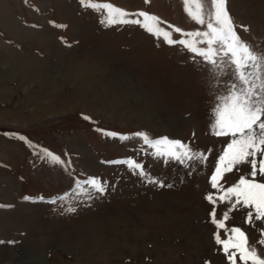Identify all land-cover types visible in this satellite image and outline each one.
Masks as SVG:
<instances>
[{
	"label": "rangeland",
	"instance_id": "rangeland-1",
	"mask_svg": "<svg viewBox=\"0 0 264 264\" xmlns=\"http://www.w3.org/2000/svg\"><path fill=\"white\" fill-rule=\"evenodd\" d=\"M95 2L154 14L169 31L202 27L182 0ZM227 7L235 23L248 28H237L242 39L264 52V0H227ZM100 19L80 0H0V87L14 91L0 98V264H229L214 238L217 231L222 239L227 234L210 213L215 208L222 219L235 198L220 201L224 192L212 188L210 177L231 137L214 134L218 93L207 66L138 25L105 27ZM172 38L181 36L173 31ZM218 87L223 91V80ZM137 131L180 140L207 160L190 167L165 163L139 138L122 142L103 134ZM6 133L23 135L33 146ZM40 148L71 167L39 159ZM126 157L174 186H154L125 165L106 163ZM250 170L239 166L220 184L226 190ZM88 176L110 185L103 197L74 202L75 212L48 202L71 194L75 181ZM246 216L238 206L225 225L241 227L255 244L264 222L253 227ZM29 252L40 260L29 263Z\"/></svg>",
	"mask_w": 264,
	"mask_h": 264
},
{
	"label": "snow or ice",
	"instance_id": "snow-or-ice-1",
	"mask_svg": "<svg viewBox=\"0 0 264 264\" xmlns=\"http://www.w3.org/2000/svg\"><path fill=\"white\" fill-rule=\"evenodd\" d=\"M185 13L196 24L202 26L193 31H184L174 27L180 39H173V31L161 27V20L146 11L130 13L110 2H95V0H80L85 8H91L101 14L100 23L105 27L138 25L148 33L162 37L169 45H179L193 54L194 62L207 66L210 76L209 84L215 86L214 134L216 136L231 137L230 142L218 156L214 172L210 177L212 188L223 191L220 201L231 204L222 219H217L215 208L210 213L211 222L217 229H224L226 239L221 238L219 231L214 238L217 245H222V251L227 256L229 264H264V229H260V237L253 244L248 234L238 226L226 227L229 212L238 206L247 210L246 223L255 226V222H264V182L257 177L264 178V52H258L243 40L237 28L248 31L247 26L237 25L230 15L227 0H182ZM66 27V25H56ZM199 58V61L196 58ZM227 78V79H225ZM224 81L223 91H219V83ZM84 119H90L85 116ZM98 131H103L98 129ZM104 135L119 138L122 142L139 138L143 145L152 149L154 158H163L165 163L176 161L185 167L204 163L207 155L194 150L189 144L167 136L152 138L144 131L132 134L117 132H103ZM13 138L25 141L33 146L25 136L16 133H6ZM144 151L143 148L139 149ZM38 158L47 163L60 166L64 170L71 167V161L64 160L46 148L38 150ZM115 165H125L135 175L147 183L158 187L171 188L174 185L165 184L154 178L145 170L142 163L133 157H126L107 161ZM249 165L247 176L241 175L237 183L223 189L220 181L226 173L232 172L239 166ZM110 185L99 177L88 176L83 180H76L72 193H64L52 197L48 202H58L67 212H75L76 201H93L103 197ZM25 200H45V197L25 196ZM206 199L216 204L212 194ZM5 207V205H0ZM0 243H3L0 241ZM14 243V242H9Z\"/></svg>",
	"mask_w": 264,
	"mask_h": 264
},
{
	"label": "bare ground",
	"instance_id": "bare-ground-1",
	"mask_svg": "<svg viewBox=\"0 0 264 264\" xmlns=\"http://www.w3.org/2000/svg\"><path fill=\"white\" fill-rule=\"evenodd\" d=\"M14 61L15 62H13V64L16 66L15 68H19V64L16 62V60L14 59ZM8 66L6 65V62H5V64H4V68H7ZM14 68V69H15ZM51 71V70H50ZM47 72H49V70H45V73H47ZM34 73H35V71H34ZM40 80V79H39ZM42 81V80H41ZM43 85L41 84V87H42ZM30 89L28 88L26 91L27 92H29V94H30V91H29ZM43 90V89H42ZM8 93H10V94H13L14 93V91L12 90V89H10V88H7V87H0V98H1V94H8ZM25 94V93H24ZM28 94V93H27ZM48 94V93H47ZM31 95V94H30ZM40 94H38L37 93V96H39ZM41 96V95H40ZM42 97V96H41ZM33 98V97H32ZM44 98H45V96H44ZM27 99V98H26ZM31 99V98H30ZM29 99V100H30ZM39 100V99H38ZM26 101V100H25ZM43 102H45V101H43ZM26 104V103H25ZM42 104V103H41ZM27 105V104H26ZM45 114V113H44ZM2 145V144H1ZM1 147V146H0ZM7 148V147H6ZM36 254H33V253H31L30 254V252H29V255L27 256V258H29V259H26V260H29V263H34L37 259H39L40 260V255H38L37 254V252H35ZM36 255V256H35ZM37 257V258H36ZM25 260V261H26ZM18 261V260H17ZM11 262V261H10ZM12 262H15L14 260L12 261ZM38 262H40V261H38ZM42 262V261H41ZM40 262V263H41ZM16 263V262H15Z\"/></svg>",
	"mask_w": 264,
	"mask_h": 264
}]
</instances>
